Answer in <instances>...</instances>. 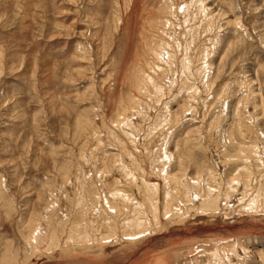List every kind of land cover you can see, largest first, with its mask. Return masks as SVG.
Masks as SVG:
<instances>
[{
    "label": "rangeland",
    "instance_id": "1",
    "mask_svg": "<svg viewBox=\"0 0 264 264\" xmlns=\"http://www.w3.org/2000/svg\"><path fill=\"white\" fill-rule=\"evenodd\" d=\"M0 264H264V0H0Z\"/></svg>",
    "mask_w": 264,
    "mask_h": 264
}]
</instances>
